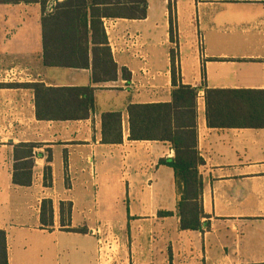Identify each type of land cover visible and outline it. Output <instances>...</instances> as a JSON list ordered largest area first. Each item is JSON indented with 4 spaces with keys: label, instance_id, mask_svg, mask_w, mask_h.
I'll use <instances>...</instances> for the list:
<instances>
[{
    "label": "crops",
    "instance_id": "0c3cea01",
    "mask_svg": "<svg viewBox=\"0 0 264 264\" xmlns=\"http://www.w3.org/2000/svg\"><path fill=\"white\" fill-rule=\"evenodd\" d=\"M146 1L144 19H102L118 73L93 84L90 68L43 65L37 0H0V73L22 76L0 81V230L8 264H264V128L225 126L241 119L224 116L206 96L264 91V0ZM171 52L177 85L199 89L198 231L179 226L174 173L160 164L174 157L172 147L129 140V106L171 101ZM31 84L91 86L94 111L84 120H38ZM106 113L121 115L119 144L102 143ZM23 144L35 146L28 186L12 183ZM43 201L52 206L51 226L41 223Z\"/></svg>",
    "mask_w": 264,
    "mask_h": 264
},
{
    "label": "trees",
    "instance_id": "16d2710c",
    "mask_svg": "<svg viewBox=\"0 0 264 264\" xmlns=\"http://www.w3.org/2000/svg\"><path fill=\"white\" fill-rule=\"evenodd\" d=\"M42 9L41 45L42 63L49 68L91 69L93 84L113 82L117 79L115 64L108 39L103 29L104 18L144 19L146 0H37ZM52 3L51 11L48 4ZM171 13V10H170ZM170 16V40L173 26ZM171 52V101L162 104L131 105L127 109L129 140L160 141L168 143L174 157L161 160L170 167L179 194L176 215L181 230L198 231L204 226L202 208L203 181L198 168L203 159L197 151V96L198 88L177 85L176 64ZM122 77L129 80V73L121 69ZM35 95L38 120H84L94 111L95 88H47L43 84H31ZM215 97V107L224 116L241 119L225 126L264 128V91H207ZM211 125V122L208 121ZM102 143H121L120 113L101 116ZM16 164L12 183L28 186L31 183L33 145L23 144ZM48 216H45V215ZM172 215V213H160ZM41 223L52 225V206L43 201ZM207 225V224H206ZM208 226V225H207ZM0 264H8L6 235L0 230Z\"/></svg>",
    "mask_w": 264,
    "mask_h": 264
},
{
    "label": "built area",
    "instance_id": "2783aa9c",
    "mask_svg": "<svg viewBox=\"0 0 264 264\" xmlns=\"http://www.w3.org/2000/svg\"><path fill=\"white\" fill-rule=\"evenodd\" d=\"M51 7H52V3L48 5V11H51ZM104 26H105L106 30L109 29V25L105 24ZM128 41H131V44L129 45V47L137 44L135 36L128 37ZM199 41H201V40L199 39ZM20 76H21L20 71H18L16 69H10V70H7L3 73H0V80L15 83L20 79Z\"/></svg>",
    "mask_w": 264,
    "mask_h": 264
},
{
    "label": "rangeland",
    "instance_id": "374dc122",
    "mask_svg": "<svg viewBox=\"0 0 264 264\" xmlns=\"http://www.w3.org/2000/svg\"><path fill=\"white\" fill-rule=\"evenodd\" d=\"M22 76H20V78H21ZM0 81H4V80H0ZM4 82H6V81H4ZM9 82V81H8Z\"/></svg>",
    "mask_w": 264,
    "mask_h": 264
}]
</instances>
